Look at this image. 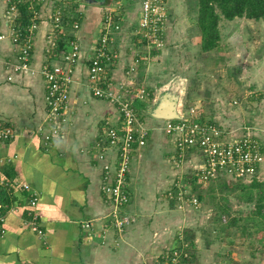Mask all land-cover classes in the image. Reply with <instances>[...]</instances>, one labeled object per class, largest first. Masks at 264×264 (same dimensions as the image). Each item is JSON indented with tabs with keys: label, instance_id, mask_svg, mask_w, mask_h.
<instances>
[{
	"label": "crops",
	"instance_id": "0c3cea01",
	"mask_svg": "<svg viewBox=\"0 0 264 264\" xmlns=\"http://www.w3.org/2000/svg\"><path fill=\"white\" fill-rule=\"evenodd\" d=\"M4 2L7 8L14 5L12 0H0V10ZM44 2L47 0H41V4L38 2L36 20L29 24L37 25L33 32L31 59L35 73L16 71L11 66L17 62L18 46L11 41L9 29L24 27L23 21L0 18V34L6 35L0 41V120L14 129L13 137L0 144V178L16 180V186L10 190L0 188L1 199L16 208L6 214L5 222L0 226V264H152L153 259L159 264L160 256L166 250L164 247L161 249L165 228H158L160 223L158 226L155 224L157 216L149 214L143 206V197L138 193L141 183L134 181L133 170L154 147L151 142L156 137L161 139V143H155L157 147L162 148L164 140L171 147L165 149L166 154L164 152L169 165L165 174L168 178L158 180L157 186L155 184V189H152L155 195L150 200L146 199L154 207L162 208L160 204L164 205L163 200L174 192L182 176L178 169L182 161L177 155V136L165 130L167 120L150 119L151 106L157 99L152 88V96L146 103L150 106L145 105L141 111L144 114L140 112L149 138L147 144L133 154L129 173L131 202L124 208L133 218V223L123 231L118 230L111 219L113 204L101 186L105 166L113 164L117 155L116 149H106L107 130L121 127V112L116 103L96 96L90 81L91 59L110 11L105 5L89 6L83 0H74L72 5L76 6L77 3V6L71 8L70 13L79 18L76 20L79 23L77 31H73V22L70 23L71 19L61 11L63 31L69 35H72L70 31L77 32L76 39L82 55L72 67L74 79L67 108L62 115L60 132L46 139L52 128L47 121L46 82L38 71L46 62L53 65L64 63L67 41L59 35L55 46L51 42L54 16L58 10L52 6V12L47 15L46 10H40ZM55 2L67 9L60 0ZM131 7L128 5L123 9L124 15L118 20L120 31L112 35L110 48L119 55L106 74L113 89L120 92L122 87L118 84L121 80L115 79L123 73L126 80L125 74L137 72L138 75L141 69L146 70L149 65L145 56L138 52L139 47L148 45L142 43L144 39L138 30L139 20H127ZM171 22L168 20L166 23L163 49L149 52V57L159 59L167 53L164 49L171 41ZM175 27L176 23L173 22L172 28ZM137 54L140 61L135 63ZM10 76L12 80H9ZM169 86L170 83L167 88ZM174 86L176 83L171 84L172 89ZM196 105L200 107L202 103ZM189 157L190 154L186 159L189 160ZM191 169L194 173L193 166ZM195 177L199 183L197 174ZM23 183L30 184V190H24ZM32 193L39 198L33 209L29 204ZM171 207L174 208V205L171 204ZM33 223L43 230V235L32 228ZM144 223L150 231L144 230ZM146 234L147 241L143 240ZM177 241L179 243L180 240ZM175 242L176 239L171 241L168 248L178 245Z\"/></svg>",
	"mask_w": 264,
	"mask_h": 264
},
{
	"label": "rangeland",
	"instance_id": "374dc122",
	"mask_svg": "<svg viewBox=\"0 0 264 264\" xmlns=\"http://www.w3.org/2000/svg\"><path fill=\"white\" fill-rule=\"evenodd\" d=\"M37 1L41 4V0ZM166 1L168 20H172V26L173 22L176 23L174 29L169 24L172 31L171 41L164 49L167 53L158 59L155 56L149 57L148 53L161 50L163 47L156 48L148 45L139 47L138 52L145 56L147 64L149 62L148 69H141L138 75L137 72H129L128 75L124 73L126 80L122 73L115 79L121 80L118 85L124 88L138 85L151 90L153 88L157 96L156 103L162 94L178 93L179 89H182L184 93L181 95L180 102L178 101L180 114L185 116L195 110L196 116L199 115L222 132H226L223 136L227 140L239 139L246 134L254 135L264 151V89L262 88L264 21L247 18L225 20L221 23L222 39L218 48L203 51L201 32L196 22L198 0ZM60 2L65 3L67 9L56 4L55 0H47L41 5L40 10H46V14L49 15L53 6V9L58 11L60 9L70 19L78 17L70 13L71 8L77 6V3L76 6L72 5L74 0H60ZM83 3L90 6L89 3L84 1ZM142 3L143 0H114L117 6H132L129 8L131 12L128 11L127 20L142 18ZM3 5L0 10L1 20H21L18 9L7 8L6 2ZM107 9L112 12L111 14L115 13L110 6ZM119 12L117 11V14ZM119 31L115 30V33ZM11 41L15 44L12 38ZM61 65L67 66L66 63ZM168 83L170 86L167 88ZM175 83L176 86L172 89L171 84ZM113 91L116 94L120 92L115 89ZM120 93L128 95L122 89ZM111 102L114 103V101ZM199 102L202 106L196 107ZM149 106L150 104L146 105L148 108ZM141 114L144 113L141 112ZM150 119L157 120L151 115ZM53 124L48 123V126ZM247 130L248 132L244 133ZM155 143H161V139L156 137L151 142L154 147L147 150L144 161L135 166L133 179L138 180V184L141 183L138 193L143 197L141 200L147 212L157 216L156 226L160 223L158 228H165L161 249L164 247L169 251V243L176 239L175 243L178 244L177 239H181L180 242L192 255V264H264V234L261 235L260 225H258L259 217L251 214L257 207L258 196L262 191L264 192V183L257 187L253 186L256 180L264 182V168L259 176H254L252 180L219 175L215 180L199 184L201 181L196 182L195 173L202 162L200 155L202 153L198 150L186 151L185 159H182L178 168L182 176L177 188H174L176 192L172 194L173 198L169 195L166 200H163L164 205L160 204L163 209L157 208L146 199L150 200L155 195V190L152 189H155L158 180L168 178L165 174L169 170V165L164 152L171 147L165 143V140L162 148L157 147ZM189 154L188 160L186 157L188 158ZM179 188L181 189L178 190ZM180 193L184 194L185 200L189 195L197 196L198 194H203L204 198L197 207L188 202L179 206L176 197ZM171 204L177 209L174 210ZM14 210L16 208L11 211ZM144 225V230H151L145 223ZM147 235H144L143 240H148ZM153 262L152 264H157L156 259H153Z\"/></svg>",
	"mask_w": 264,
	"mask_h": 264
},
{
	"label": "built area",
	"instance_id": "2783aa9c",
	"mask_svg": "<svg viewBox=\"0 0 264 264\" xmlns=\"http://www.w3.org/2000/svg\"><path fill=\"white\" fill-rule=\"evenodd\" d=\"M166 4V0H143L142 18L139 20L138 30L141 37L145 39L144 42H147L146 44L151 47L162 48L164 45L165 27L168 22ZM11 7L18 9L15 5ZM120 7L121 5H118L113 9L117 16L120 15ZM117 11L120 12L117 14ZM111 13L106 16L102 35L91 59L90 81L94 94L114 101L121 112V127H110L107 130L108 144L106 149L115 148L117 155L113 160V164L105 166L106 170L101 188L113 204L111 219L114 226L123 231L133 221L128 214L122 211V206L131 200L129 173L133 154L136 149L144 147L149 138L148 129L144 126L134 102L136 99L148 101L151 96L150 90L141 85L132 88L122 87V90H125L128 94L127 96L120 92L116 94L113 91L112 82L106 79L105 74L110 64L115 62L119 55L110 48L113 33L115 30H120L121 27L118 20L116 21ZM54 19V36L51 42L55 46L59 35L67 37L69 34L63 31L64 20H62L60 9L56 12ZM35 20H31V22H35ZM36 26V23H33L27 27H12L9 29L11 38L19 48L17 62L11 65L16 71L35 73V70L31 67V59L34 43L33 32L37 28ZM72 27L73 30L77 31L79 23L73 22ZM73 36L74 38L70 39L71 50L63 55L64 63L67 66L53 65L46 62L39 71L37 70L46 82L47 121L48 123H54L50 126L52 130L46 136V139L60 132L62 115L67 108L74 79L72 67L82 55L81 46L76 39L75 32ZM5 37V34H0V41ZM139 56V54L135 55V63L140 61ZM132 70L135 69L132 68ZM9 80H12L11 76ZM189 114L179 118L178 121L168 119L165 130L177 134V155L180 161L184 158L186 151H201L202 162L196 171L197 179L201 183L215 180L219 175L238 176V178L251 180L254 176H259L264 164V151L261 143L254 135L246 134L239 139L227 140L223 136L226 132H222L206 120L203 121L199 115L196 116L195 110L190 111ZM247 132L248 130L244 133ZM13 135L14 129L12 126L0 120V144L9 141ZM178 183L179 181L176 183L175 189ZM15 186L16 180L0 178V188L4 187L10 190ZM22 188L30 190V184L23 183ZM174 192L169 193L171 198H173L172 194ZM176 198L179 206H182L185 202L196 207L200 204L198 196L189 195L185 200L184 194L180 193ZM38 200V196L32 193L29 199L32 209L37 205ZM14 208V205L1 199L0 189V225L4 224L6 214ZM88 226H90V223H88ZM32 228L43 235V230L36 223ZM168 250L161 254L159 264H189L192 259V255L180 241L177 246L168 248Z\"/></svg>",
	"mask_w": 264,
	"mask_h": 264
},
{
	"label": "trees",
	"instance_id": "16d2710c",
	"mask_svg": "<svg viewBox=\"0 0 264 264\" xmlns=\"http://www.w3.org/2000/svg\"><path fill=\"white\" fill-rule=\"evenodd\" d=\"M198 11H197V19L196 22L199 26V30L201 32V45L203 51H212L218 48L220 44V40L222 39L221 33V23L225 20L231 21L235 18H247L251 20H262L264 21V0H198ZM12 4L18 7L21 20L23 21L24 27L28 26L31 20H35V14L39 9L37 0H12ZM105 5L106 8L110 6L112 9L117 6L114 4V0ZM118 7V6H117ZM126 7L123 5L120 7L121 12L120 15L117 16L114 12L113 17L115 20H121L123 17V13ZM168 12V10H167ZM169 14V12H168ZM79 20L71 19V22ZM73 26V23H72ZM65 38V42L67 47H65V53H68L71 50L70 39L74 38L73 34L68 35ZM145 40V39H144ZM150 90V96H152V90ZM262 96H260L261 98ZM149 101V100H148ZM148 101H141L136 99L135 105L138 109V112L142 111L145 108V105ZM142 119V117L140 116ZM174 121H178L179 118L173 119ZM204 121L205 119L202 118ZM209 123V121H206ZM8 124V123H7ZM9 125V124H8ZM264 182L254 181L253 186H260ZM14 185V184H13ZM198 200L201 202L204 198L203 194H198ZM247 198V197H246ZM257 207L254 211L251 212L252 215H256L259 217L260 221L258 225H260L261 235L264 234V192L257 198ZM131 202V200H130ZM129 202V203H130ZM126 203L122 206V211L125 214H128L127 211L124 210L125 207L129 205ZM133 219L132 217H130ZM262 220V221H261ZM235 222V220H233ZM233 222V223H234ZM133 223V221H132ZM1 226V225H0ZM262 239V238H261ZM189 264H192V261H189Z\"/></svg>",
	"mask_w": 264,
	"mask_h": 264
},
{
	"label": "water",
	"instance_id": "95a60500",
	"mask_svg": "<svg viewBox=\"0 0 264 264\" xmlns=\"http://www.w3.org/2000/svg\"><path fill=\"white\" fill-rule=\"evenodd\" d=\"M89 4H96V5H105L110 3L112 0H83ZM180 82V80H179ZM262 88L264 89V83L262 84ZM178 89V87H177ZM183 90L179 89V92H168L163 94L160 97L158 102H154L151 106V114L152 116L160 119H175V118H183L184 116L179 110V102L180 98L182 97ZM179 101V102H178Z\"/></svg>",
	"mask_w": 264,
	"mask_h": 264
}]
</instances>
